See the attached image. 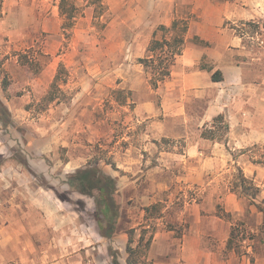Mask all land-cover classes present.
Here are the masks:
<instances>
[{
	"label": "rangeland",
	"instance_id": "374dc122",
	"mask_svg": "<svg viewBox=\"0 0 264 264\" xmlns=\"http://www.w3.org/2000/svg\"><path fill=\"white\" fill-rule=\"evenodd\" d=\"M71 1L76 10L68 19L60 14L58 0L1 1L0 251L10 264H20L25 257L28 264L110 262V242L101 240L96 230L92 199L73 191L66 176L90 161L118 173L121 151L141 149L148 126L134 100L150 96L157 108L160 105L161 90L150 83L155 73L140 62L153 55L155 66L160 49L152 53L151 41L143 45L131 37L132 10L138 1L102 0L103 9L98 2ZM212 1L198 0L192 15L187 8L179 15L219 17L224 27L237 34L243 31L246 58H253L255 67L264 72V0ZM242 8L255 19H237L236 11ZM159 35L171 37L161 30ZM59 67L60 77L66 78L59 81L65 97L46 102L43 98ZM5 76L6 92L1 87ZM155 118H163L159 110ZM160 145L171 148L172 143ZM176 146L178 150L180 143ZM231 172L237 178V170ZM150 181L144 186L148 195L143 200L129 186L124 189L119 229L145 223L142 206L156 200L167 210L165 227L172 226L179 236L183 223L175 216L185 199L195 197L194 189L181 184L163 189ZM157 223L153 218L146 224L151 230Z\"/></svg>",
	"mask_w": 264,
	"mask_h": 264
},
{
	"label": "crops",
	"instance_id": "0c3cea01",
	"mask_svg": "<svg viewBox=\"0 0 264 264\" xmlns=\"http://www.w3.org/2000/svg\"><path fill=\"white\" fill-rule=\"evenodd\" d=\"M137 1L131 19L134 41L145 45L162 40L161 26L169 27L175 19L187 20L188 29L170 75L158 82V108L150 96L134 100L138 114L148 122L142 133L144 142L141 149L121 151L117 159L123 172L112 174L122 185L123 201L127 186L134 196L144 199L148 195L144 186L150 179L154 186L169 189L181 184L195 194L184 200L175 216L183 223L179 236L172 226L165 227L167 210H162L164 216L156 218L147 258L153 264H264L263 213L258 207H264V72L255 67L253 58H246L244 35L224 27L223 19L180 17L186 8L192 15L198 0ZM210 5L218 9V5ZM236 13L239 20L256 17L246 8ZM218 70L223 78L213 81ZM157 110L162 119L155 118ZM218 115L223 116L227 130L219 131L213 125ZM203 131L214 138L203 136ZM168 141L171 148L160 145ZM237 168L257 189L255 194L243 191L231 172ZM156 202L143 204L141 215L145 206ZM143 223L130 228L140 232ZM127 240V233L119 229L110 241L122 264H126ZM3 252L0 264H10ZM23 259L20 264H28V258Z\"/></svg>",
	"mask_w": 264,
	"mask_h": 264
},
{
	"label": "trees",
	"instance_id": "16d2710c",
	"mask_svg": "<svg viewBox=\"0 0 264 264\" xmlns=\"http://www.w3.org/2000/svg\"><path fill=\"white\" fill-rule=\"evenodd\" d=\"M1 1L2 0H0V8ZM89 2H98L101 9L105 8L102 0H88V3ZM71 3H73L71 0H58L59 12L61 15H65L67 19L73 18L74 11L76 10V5ZM248 23L251 24V22ZM187 29V20L184 19H175L169 27L161 26V30L170 33L171 37L167 38L166 36H163L162 40L151 41V45L149 46L150 52L156 53V50L160 49V52L156 54L157 64L155 66L153 64L154 56L151 58H142L140 60L145 67L151 66L155 73L150 82L153 88H156L158 82L163 81L170 75V68L174 64L175 57L176 55H179L183 49L185 42L184 37ZM240 34L243 35V31H241ZM165 47H167L166 50H164ZM60 67L62 69L61 65ZM60 67L43 98L46 102H53L55 100L59 101L62 97H65L60 88L59 81L66 82V78L60 77L62 72ZM222 78V73L219 70L212 75L213 81H218ZM8 86L9 80L5 76L1 81V87L4 92L7 91ZM3 107V110L7 112V108L5 106ZM212 123L219 131H224L228 128L222 115L214 117ZM202 135L212 139L214 138L206 131H203ZM66 177V183L73 191L92 199L94 211L91 215L95 220L96 230L99 236L109 243L113 236L119 231L124 205L120 192L121 186L117 178L94 161H90L84 167L68 173ZM237 179L244 192L252 194L257 192V189L253 188L249 183V180L244 177L240 168H237ZM159 203L160 202H156L143 208L146 221L151 218H161L164 216ZM258 207L263 213L262 229L264 231V207L260 205ZM139 229L140 232L137 239L136 228H128L125 230L128 235L125 247L126 264H153V262L147 258V252L155 229L153 228L149 230L150 228H146L144 223L139 225ZM108 252L110 256V264H122L119 260V251L117 249H114L109 245Z\"/></svg>",
	"mask_w": 264,
	"mask_h": 264
}]
</instances>
